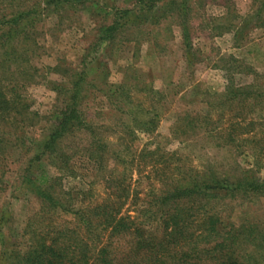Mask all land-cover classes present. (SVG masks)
I'll return each mask as SVG.
<instances>
[{
  "label": "rangeland",
  "instance_id": "374dc122",
  "mask_svg": "<svg viewBox=\"0 0 264 264\" xmlns=\"http://www.w3.org/2000/svg\"><path fill=\"white\" fill-rule=\"evenodd\" d=\"M42 1L26 0L17 8L0 0V14L31 9L39 46L31 63L46 77V83L27 85L21 92L30 103L28 114L35 116L28 142L52 128L57 106L53 88L63 82L60 72L76 71L84 59L100 66L90 75L97 80L93 84H119L128 74L132 89L100 95L89 88L80 102L86 122L106 145V151H98L101 163L96 166L86 157L88 133H77L63 142L64 151L76 154L70 162L76 175H68L66 165L60 164L64 173L40 165V171L57 177L54 194L64 200V208L48 210L23 189L25 162L17 152L0 159V264H21L32 241L43 234L45 240L55 239L58 232H66V223H78L75 214L82 210L102 204L112 210L117 204L114 211L141 220L147 209L156 210L148 204L165 184L162 162L171 165V182L187 170L213 172L229 182L253 170L264 182V145L240 142V137L233 142L227 135L233 125L236 132L247 129L243 139L263 136L264 126L252 129L249 124L253 118L264 121V106L248 114L243 106H229L220 98L230 88L255 85L264 91V0H155L151 7L148 0H84L60 7L56 2V7H45ZM116 9L130 10L132 18L114 39L102 41L99 30L111 24ZM54 67L59 68L48 70ZM85 191L88 196L81 197ZM67 198L72 203L66 209ZM216 203L212 199L203 208L220 214L222 225L216 228L238 227L240 222L264 228V196Z\"/></svg>",
  "mask_w": 264,
  "mask_h": 264
},
{
  "label": "trees",
  "instance_id": "16d2710c",
  "mask_svg": "<svg viewBox=\"0 0 264 264\" xmlns=\"http://www.w3.org/2000/svg\"><path fill=\"white\" fill-rule=\"evenodd\" d=\"M8 1L9 5L17 8L26 2ZM83 1L43 0L42 5L48 7L52 3L54 7H60ZM148 1L151 7L155 0ZM31 14V9H24V6L11 13L0 14V159L9 158L11 152H17L22 157L25 162L20 180L23 189L50 210L64 208L65 202L54 194L57 177L40 171V165L46 163L49 168L63 173L64 168L60 164L66 165L68 175H76L70 163L76 154L72 150L64 151L63 142L69 137L77 138V133H88L91 147L86 148V157L96 166L101 163L103 156L98 151H106V145L100 143L99 134L86 122L79 108L80 102H83L89 88L96 89L100 95L120 89L128 93L132 89L128 84L131 76L127 74L119 84H107L106 87L93 84L97 80L90 75L100 66L91 58L84 59L74 72H60L63 82L53 88L57 94V106L51 116L52 128L29 143L28 129L33 125L35 116L28 114L30 103L21 92L27 85L46 81L45 75L31 63L39 49L32 33L35 22L29 19ZM130 15V10L116 9L112 12L111 24L99 30L100 40L114 39L115 34L131 20ZM58 68L48 70L55 72ZM4 73L8 78H3ZM88 78H91L90 82ZM261 91L255 85L246 89L230 88L220 98L229 106L238 104L248 109L245 111L248 114H254L264 106V91ZM126 98L129 99V96ZM241 120L245 117L241 116ZM249 125L253 129L255 125L264 126V121L253 118ZM232 127L229 126L227 135L233 142H238L240 137V142L264 145V132L261 137L252 135L250 139H243L241 134H247V129L236 132ZM259 162L256 161L255 167L259 166ZM162 163L160 171L165 184L157 194L152 195L153 204H148L156 210L147 209L145 215H139L143 216L141 220L120 215L118 208L113 210L115 204L111 205L112 210L107 204L82 210L75 214L78 223L72 227L69 226L72 223H66V232H58L55 239L45 240L46 235L43 234L32 241L20 258L21 264H209L210 261L216 264H264L263 227L240 222L238 227L225 225L221 230L216 228L222 225L220 214L203 210L212 199H218V206L225 198L250 202L251 197L264 196V182L256 178L253 170L242 172L241 177L230 182L218 179L213 172L200 174L187 170L178 172V180L171 182L168 177L172 172L171 165ZM214 191H223L224 198ZM85 192L81 197L88 196L89 193ZM66 193L68 196L72 191ZM127 196L126 193L124 199ZM71 201H66V209L71 207ZM118 238L122 243L116 247L115 239ZM47 241L49 246L45 244Z\"/></svg>",
  "mask_w": 264,
  "mask_h": 264
}]
</instances>
